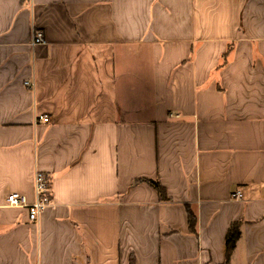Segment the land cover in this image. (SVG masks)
<instances>
[{
  "label": "crops",
  "instance_id": "crops-1",
  "mask_svg": "<svg viewBox=\"0 0 264 264\" xmlns=\"http://www.w3.org/2000/svg\"><path fill=\"white\" fill-rule=\"evenodd\" d=\"M234 222L264 264V0H0V264H224Z\"/></svg>",
  "mask_w": 264,
  "mask_h": 264
},
{
  "label": "built area",
  "instance_id": "built-area-1",
  "mask_svg": "<svg viewBox=\"0 0 264 264\" xmlns=\"http://www.w3.org/2000/svg\"><path fill=\"white\" fill-rule=\"evenodd\" d=\"M45 44V40L40 31L36 30L34 27L31 30V47ZM26 87L30 88L32 85L29 82L24 83ZM38 121L41 123H48L49 118L47 116L38 117ZM33 189L35 194V202L33 204L28 203L27 197L24 194L17 192H10L6 195L5 201L6 205L14 208H23L27 212V217L30 222L37 223L46 210V208L51 204V187L46 176L35 171L33 178ZM233 199L240 200L241 193L236 191L232 194Z\"/></svg>",
  "mask_w": 264,
  "mask_h": 264
},
{
  "label": "trees",
  "instance_id": "trees-1",
  "mask_svg": "<svg viewBox=\"0 0 264 264\" xmlns=\"http://www.w3.org/2000/svg\"><path fill=\"white\" fill-rule=\"evenodd\" d=\"M138 182H143L154 188L157 191L158 198L160 202L170 201V198L167 196L165 188L157 179L142 178ZM50 183V182H49ZM196 216L190 210H188V227L192 234L196 235ZM240 226L241 222H234L228 228L226 237H225V263L227 264L230 261L232 251L235 248L236 242L240 238ZM129 264H134V258L131 257Z\"/></svg>",
  "mask_w": 264,
  "mask_h": 264
},
{
  "label": "rangeland",
  "instance_id": "rangeland-1",
  "mask_svg": "<svg viewBox=\"0 0 264 264\" xmlns=\"http://www.w3.org/2000/svg\"><path fill=\"white\" fill-rule=\"evenodd\" d=\"M171 117H173V116L171 115Z\"/></svg>",
  "mask_w": 264,
  "mask_h": 264
}]
</instances>
